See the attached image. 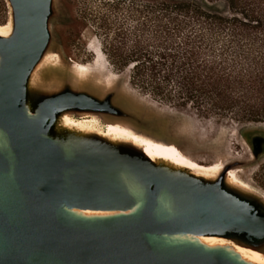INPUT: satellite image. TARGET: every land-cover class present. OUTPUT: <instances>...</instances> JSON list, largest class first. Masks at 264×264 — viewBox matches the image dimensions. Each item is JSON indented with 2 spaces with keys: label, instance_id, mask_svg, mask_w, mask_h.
Listing matches in <instances>:
<instances>
[{
  "label": "water",
  "instance_id": "1",
  "mask_svg": "<svg viewBox=\"0 0 264 264\" xmlns=\"http://www.w3.org/2000/svg\"><path fill=\"white\" fill-rule=\"evenodd\" d=\"M9 2L14 32L0 37V264H243L169 238L264 240V205L229 187L226 172L209 183L164 169L132 145L96 137L66 147L69 136L58 129L64 113L123 112L75 91L36 106L32 78L50 44L53 0ZM262 142L253 141L255 157ZM117 162L122 174L115 173ZM135 187L144 205L134 215L91 221L68 212L131 208Z\"/></svg>",
  "mask_w": 264,
  "mask_h": 264
},
{
  "label": "rangeland",
  "instance_id": "2",
  "mask_svg": "<svg viewBox=\"0 0 264 264\" xmlns=\"http://www.w3.org/2000/svg\"><path fill=\"white\" fill-rule=\"evenodd\" d=\"M149 1L53 0L49 19L51 40L47 53H58L61 67L46 71L39 78L36 76L37 67L32 78L35 92L31 99L38 106L44 97L75 91L101 101L108 100L123 115H98L103 121L123 122L142 135L175 144L201 165L224 163L226 181L230 171H239L238 178L248 186L245 195L249 194L252 200L264 205V124L239 123L231 117L202 114L191 104L181 106L177 102L157 98L134 81L131 66H117L108 56L106 50L115 45L121 48L123 63L126 64L127 58L137 48L152 45V23L138 11ZM203 1L208 3L212 0ZM215 5L226 10L223 3ZM12 16L9 0H0V25L13 22ZM90 45L103 50L109 63H105L108 72L101 78L93 76L81 86L75 81L72 66L75 63L92 65L94 56ZM113 74L119 79L113 81L109 90L104 79ZM254 139L263 140L258 157L254 156ZM233 239L256 248L264 255V240H250L242 235H235Z\"/></svg>",
  "mask_w": 264,
  "mask_h": 264
},
{
  "label": "trees",
  "instance_id": "3",
  "mask_svg": "<svg viewBox=\"0 0 264 264\" xmlns=\"http://www.w3.org/2000/svg\"><path fill=\"white\" fill-rule=\"evenodd\" d=\"M138 11L152 23V45L126 64L111 45L117 66H131L134 81L157 98L264 124V0H150Z\"/></svg>",
  "mask_w": 264,
  "mask_h": 264
},
{
  "label": "bare ground",
  "instance_id": "4",
  "mask_svg": "<svg viewBox=\"0 0 264 264\" xmlns=\"http://www.w3.org/2000/svg\"><path fill=\"white\" fill-rule=\"evenodd\" d=\"M13 32V22L10 21L4 25H0V37L10 39ZM98 40V39H97ZM94 43V42H93ZM101 43V42H100ZM97 44V43H94ZM102 47V46H101ZM90 52L94 56L92 65L75 63L72 66L74 70V78L76 83L81 86L93 76L100 78L108 72L106 68L107 60L105 53L96 45L89 46ZM61 56L58 53H47L42 62L38 66L36 76L46 71L56 70L61 67ZM109 64V63H107ZM37 78V79H38ZM119 76L113 74L104 79L105 87L112 89L113 81L118 80ZM29 116L35 117L36 114L31 107L27 110ZM58 129L69 136L66 147L81 144L90 137H96L104 140L112 145H132L142 151L146 157L153 163L172 170L176 173H184L191 175L197 179L213 183L217 181L225 172L224 163H217L211 166H204L191 159L181 148L175 144L166 143L164 141L142 135L134 127L119 121H103L99 116L94 114L77 115L73 113H64L58 121ZM115 173L122 174L120 163ZM239 171L232 170L227 176V183L233 189L244 192L248 186L238 178ZM131 195L135 197L136 203L128 209L117 210H79L68 212L79 219L84 220H101L112 219L123 216H130L138 213L144 205L143 192L139 187L130 189ZM166 207L169 212L173 211V203L167 201ZM176 244H192L203 247L208 251H221L243 264H264V255L259 251L236 244L234 241L218 235L194 236L182 235L169 238ZM243 250V251H241Z\"/></svg>",
  "mask_w": 264,
  "mask_h": 264
},
{
  "label": "snow or ice",
  "instance_id": "5",
  "mask_svg": "<svg viewBox=\"0 0 264 264\" xmlns=\"http://www.w3.org/2000/svg\"><path fill=\"white\" fill-rule=\"evenodd\" d=\"M241 251H243V250H241Z\"/></svg>",
  "mask_w": 264,
  "mask_h": 264
}]
</instances>
